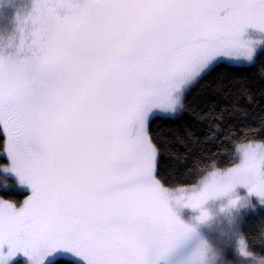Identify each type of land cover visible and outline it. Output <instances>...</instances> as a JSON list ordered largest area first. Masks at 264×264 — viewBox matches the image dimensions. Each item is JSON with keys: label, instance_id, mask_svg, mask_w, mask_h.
Masks as SVG:
<instances>
[{"label": "snow or ice", "instance_id": "snow-or-ice-1", "mask_svg": "<svg viewBox=\"0 0 264 264\" xmlns=\"http://www.w3.org/2000/svg\"><path fill=\"white\" fill-rule=\"evenodd\" d=\"M21 23L16 53H0V151L32 191L19 207L0 198V264L17 252L40 264L60 248L88 264H158L195 232L170 201L198 209L197 222L206 201L236 185L264 203V138L189 187L173 188L161 171L172 143L186 160L208 142L198 134L205 120L223 132L216 148L264 133V107L259 132L245 134L229 121L253 113L194 96L222 62L253 59L259 41L242 34L264 31V0H30ZM201 95L208 113L197 111ZM241 95L260 103L264 88L259 100ZM158 114L183 122L173 140L154 129ZM237 248L249 255L243 238Z\"/></svg>", "mask_w": 264, "mask_h": 264}, {"label": "trees", "instance_id": "trees-1", "mask_svg": "<svg viewBox=\"0 0 264 264\" xmlns=\"http://www.w3.org/2000/svg\"><path fill=\"white\" fill-rule=\"evenodd\" d=\"M30 0H0V53L8 55L15 54L20 42V29L23 27L21 20L28 11ZM247 32L249 34L258 33L261 30L249 26ZM26 30V28H25ZM264 47L260 49L254 56L251 64H228L221 63L212 77L207 81L202 82L194 90L196 93L205 91L208 93V101H216L215 110L219 111L220 107L225 103H239L241 107L246 108L249 112L253 113L248 118L241 120H230L229 123L233 124L235 129H243V133L259 132V117L261 108L264 107V101L260 103H249L247 99L242 98V90L247 88L256 100H259V91L264 88ZM210 104L205 102L203 95L198 98L197 111L202 113L210 112ZM183 122L179 121H164L159 118V115L154 120V129L160 132L162 138L169 141L173 140L175 128L173 126L179 125ZM156 125H163L162 128H156ZM173 131L170 132L169 129ZM225 130H227L225 128ZM182 132V129H181ZM198 134L203 137H209L207 143L202 146L191 148L187 153V159H184L185 150L179 144L172 143L168 153L161 158V171L170 180L172 187L180 185H188L197 181L200 174L205 170H210L211 167L226 168L234 162L235 147L239 144L246 142H261L264 138V133L249 137L245 140L243 135L237 139H233L231 143L221 145L216 148L219 141L216 136L223 135V132L212 133L208 121L205 120L204 124L198 129ZM4 147V133L0 125V149ZM169 153H172L171 155ZM7 161L3 156V151H0V198L14 203L19 207L22 205L26 193L16 187L15 180L2 172L3 167ZM239 197L235 206L229 205V201L211 209L208 215L212 216L213 213L223 215L220 222V234L217 230L211 232L207 238L208 248L217 251V259L221 258L223 250L226 249L227 253H231L237 257V253L233 249L235 237L242 236L246 241L247 249L255 253L252 257L258 258L264 256V205L256 207L250 211L249 206L251 203L258 201L260 198L254 193H248L244 190L236 195ZM235 197V198H236ZM215 215V214H214ZM218 216V215H216ZM193 224V223H191ZM232 235L228 236V229H232ZM192 239V235H191ZM190 239V240H191ZM189 238L183 243V247H187ZM180 244V245H181ZM185 245V246H184ZM178 246L175 247L177 250ZM170 251L171 258L178 261L174 264H185V259L179 257L174 251ZM185 248L182 252L184 253ZM170 258V262H171ZM22 260L15 261L14 264H23ZM190 263V262H189ZM47 264H78L73 260L67 258H56ZM259 264V263H258Z\"/></svg>", "mask_w": 264, "mask_h": 264}, {"label": "rangeland", "instance_id": "rangeland-1", "mask_svg": "<svg viewBox=\"0 0 264 264\" xmlns=\"http://www.w3.org/2000/svg\"><path fill=\"white\" fill-rule=\"evenodd\" d=\"M242 38L259 41V43L256 47L255 54L260 49H262L264 47V31L249 34L247 32V29H245V32L242 34ZM253 60H254V57L251 61H247V60H244L243 58H241L239 61L231 63V64L248 65V64H251L253 62ZM1 127H2V125H1ZM2 130H3V127H2ZM3 133H4V142H5L6 134H5L4 130H3ZM246 143H260V142H246ZM242 144H244V143H242ZM239 145H241V144H239ZM239 145H237L235 147L234 162L238 161ZM32 147L35 148L36 146L32 145ZM3 156L5 157V159L7 161L6 165L2 169L3 174L12 177L16 182V187L19 190L25 192L26 197H28L32 191L31 186L26 182H21L19 176L15 172H13L11 167L9 166L10 161H9V158L7 157L5 152H3ZM198 180H199V178L197 179V181ZM192 184L180 185V186H176L173 188L182 189L185 187H189ZM244 190H247V188L245 186L236 185L232 192L227 193L223 196L210 198L208 201H206L204 203L203 207L207 208L208 212H210L211 209H213V208H215V207H217L223 203L228 202L230 199L235 198L237 194H239L240 192H242ZM170 204L173 207V209L175 211H177V214L180 216V218L182 220H184L188 223H193L195 225V232L192 234V239H191V237L189 238V240L187 242V247L185 245H184L185 247H183V245L181 244L178 246L177 250L175 249V251H174L172 249L175 253H177V255L179 257L184 256L183 259H185V264H258L259 263L258 258H254L252 256L243 257V256L238 254L237 241L240 238H243L242 236H239V235H237L235 237V241H234V245H233V249L237 253V257H234L231 253L226 252V254H225L226 249H224L223 250L224 252L222 253L221 258H219V260H218L217 255H218L220 250L219 251L217 250L218 251V253H217V251L215 249H214V251L212 249H209L208 245H207L208 244L207 238H208L209 234L211 232H213V230L214 231L217 230V234L221 233L220 232V222H221V217L223 215L213 213V215L209 216L205 221L197 222L195 217L199 214L198 209H192V208L187 207V206L178 207L174 200L170 201ZM262 205H264V203H262L261 200L259 199L258 201L251 203V205L249 206V209H250V211H252L256 207H259ZM216 215H218V216H216ZM233 228H234V224H233L232 229H228V231H226L228 236L233 234L232 233ZM201 242H203L205 245L204 254H203L202 258H200L197 254V250L199 249ZM183 248H185L184 253L182 252ZM7 251H8L7 244L0 246V252L7 253ZM60 257L73 260L78 264H88V262L83 257L76 255L75 253H73L72 251H70L68 249H62V248L56 249L53 252L46 254L44 259L42 261H40V264H47L48 262H50L56 258H60ZM171 257L172 256L169 253L166 258L160 259L158 261V264H174L173 262L178 261V260L171 258ZM170 258H171V262H170ZM19 259L23 261L22 262L23 264H31L30 258L25 256L21 252H17L15 255L8 257L6 260V264H14L15 261H17Z\"/></svg>", "mask_w": 264, "mask_h": 264}, {"label": "clouds", "instance_id": "clouds-1", "mask_svg": "<svg viewBox=\"0 0 264 264\" xmlns=\"http://www.w3.org/2000/svg\"><path fill=\"white\" fill-rule=\"evenodd\" d=\"M237 251H238V249H237ZM247 251H248L249 255H243L239 251H238V254L243 256V257H248V256L255 255V253H252L249 249H247ZM258 261H259V264H264V256L258 257Z\"/></svg>", "mask_w": 264, "mask_h": 264}]
</instances>
